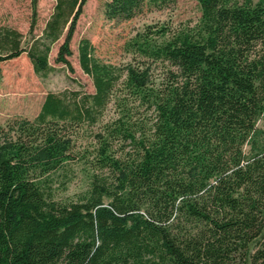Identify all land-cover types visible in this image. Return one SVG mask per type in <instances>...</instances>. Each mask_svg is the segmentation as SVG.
<instances>
[{"label": "trees", "instance_id": "obj_1", "mask_svg": "<svg viewBox=\"0 0 264 264\" xmlns=\"http://www.w3.org/2000/svg\"><path fill=\"white\" fill-rule=\"evenodd\" d=\"M54 1L27 48L0 29V62L26 53L45 78L64 35L55 63L69 67L86 0ZM168 1L110 0L104 14L128 20ZM195 2L192 27L129 43L134 66L104 64L82 40L94 92L49 93L32 121L0 127V264H264V0ZM99 123L93 145L77 148ZM77 162L87 188L60 197Z\"/></svg>", "mask_w": 264, "mask_h": 264}, {"label": "rangeland", "instance_id": "obj_2", "mask_svg": "<svg viewBox=\"0 0 264 264\" xmlns=\"http://www.w3.org/2000/svg\"><path fill=\"white\" fill-rule=\"evenodd\" d=\"M108 2L110 0H86L69 43V67L55 63L64 35L51 48L48 61L53 71L45 78L34 74L26 53L18 58L0 62V127L14 119L32 121L49 93L56 94L65 90L87 94L94 92L91 79L79 67L78 45L82 40L90 43L92 56L100 62L115 67L134 66L138 59L134 61L133 51L128 52L129 43H159L167 38L158 35L162 28L175 31L185 26L192 27L200 18V10L195 0H170L156 6L145 3L137 14L128 20H109L104 14ZM54 6V0H37L35 7L31 0H0V29H10L22 35L21 48L25 49L30 41L31 26L33 35L40 37ZM165 65L156 63L151 66L152 77L157 83L163 79ZM115 115L111 104L104 113L102 123ZM100 126L101 123L81 133V138L76 143L77 148H90L93 145L92 136ZM256 127L264 130V113L257 121ZM68 174L71 180L66 185V191L59 192L58 195L75 199L87 188V175L90 170L82 162H77L71 165Z\"/></svg>", "mask_w": 264, "mask_h": 264}]
</instances>
